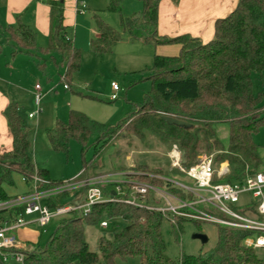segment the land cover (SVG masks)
Returning a JSON list of instances; mask_svg holds the SVG:
<instances>
[{
  "label": "trees",
  "instance_id": "trees-1",
  "mask_svg": "<svg viewBox=\"0 0 264 264\" xmlns=\"http://www.w3.org/2000/svg\"><path fill=\"white\" fill-rule=\"evenodd\" d=\"M140 1V16L126 17L121 0H108L106 8L118 16L121 32L114 31L94 14L92 20L97 35L89 41V52L100 59L112 54L115 46L123 40H140L154 48L179 45V53L172 57L153 56L148 77L150 91L144 94L141 104L134 105L133 112L117 125L106 127L81 112L69 110L65 123L56 120L45 131L48 147L67 155L69 142L75 140L83 154L90 136L96 135L92 160L88 163L83 160L82 175L87 177H91L88 174L96 168L93 164L107 145L121 136L134 137L142 143L147 135L169 149L176 146L181 154V166L185 169L193 166L200 154L213 155L214 166L224 162L228 173L219 179L213 177V184L242 183L247 176L264 171L260 170V147L253 141V136L260 129L264 130V92L254 94L252 91V78L261 80L264 76V0H238L228 16L215 21L213 39L207 43L187 35L172 39L159 36L158 6L162 0ZM44 3L50 9L48 47H37L35 33L18 24L5 31L12 47L11 56L36 57L32 59L34 65L44 72L45 61L39 54L44 51L53 54V61L58 59L57 66L64 70L61 81L66 90L82 96L69 86L79 71L81 50L65 37L63 4L60 1ZM3 116L12 147L0 155V201L8 199L2 186L12 184L13 174L20 175L24 182L35 175L39 190L58 185L50 180L46 170L34 167L30 157L31 131L21 121L14 102L5 108ZM163 117L183 121L192 128L183 130L169 126L162 121ZM217 125L227 127L225 142L216 136ZM126 171L136 174L127 175L128 179L183 196L169 183L155 178L165 177L163 169L137 165ZM102 192L105 197L114 198L107 187L102 188ZM146 203L153 204L150 196ZM58 206L54 198L48 200L49 209ZM254 206L241 212L253 216ZM102 216L119 218L125 226L114 233L111 240L100 238L98 253H94L87 247L84 227L98 223ZM163 221L159 213L122 202L97 204L85 216L69 214L61 217L45 244H26L21 251V264H116V260L131 258H136L139 264H260L256 251L243 244L252 234L223 226H217L216 244L209 251L170 258L161 232ZM185 222L201 223L175 217L174 223L170 224L174 237L181 232ZM0 264L3 263L0 261Z\"/></svg>",
  "mask_w": 264,
  "mask_h": 264
},
{
  "label": "rangeland",
  "instance_id": "rangeland-1",
  "mask_svg": "<svg viewBox=\"0 0 264 264\" xmlns=\"http://www.w3.org/2000/svg\"><path fill=\"white\" fill-rule=\"evenodd\" d=\"M121 2L123 13L126 17L140 16L142 12V3L140 0H121ZM107 4L108 0H92L88 7L111 29L116 32H121L118 16L107 10ZM78 11L80 12V10ZM82 13L84 14V18H80L79 20L78 32H80L87 23L86 16H88V12L84 11ZM90 20L94 25L92 16ZM72 36L73 34H71L70 39ZM137 42L138 40H135L133 45H136L135 43ZM9 47L10 45L8 47L0 46V77L3 78V80H12V82L19 84L18 87H24V90L33 88L35 83L41 87L43 92L48 91L50 87H55V91L47 95L48 99L42 98L40 101V109L42 111L39 116L42 124L40 125L42 126L40 132H37L35 119L29 120L27 118L28 114L34 111V109L29 113L30 109L23 106L19 111V117L25 127L31 131L30 157L32 160L31 149H33L34 143V150L36 149V158L38 159V166L36 165V167H34L36 169L46 170L50 180L58 185L67 183L79 175L83 171V160L86 163L92 160L97 136H90L83 154L81 153L82 148L78 142L75 140L70 141L67 155H64L52 151L46 144L44 138L45 126L53 122L54 118L65 123L67 121V112L69 110H76L106 127H113L129 116L134 110V105L141 104L144 94L151 89L148 77L153 58L148 62L147 58L146 60H134L130 55L132 53L128 52L129 50H120L122 47H130L124 45L123 42L115 46L112 54L106 55L100 59L95 58L88 50L86 52L81 50L80 68L78 73L72 77L69 86L82 96H89L95 98V100L74 95L70 90H63L61 79L63 78L64 70L57 66V61L52 62L49 56L42 57L45 61V69L44 72H40L32 60L36 57L31 58L24 55L23 58L15 60L14 57L11 56L12 47L11 51ZM132 48H138V46H133ZM145 49L149 50L150 48ZM149 51L151 54V50ZM132 52H137V50H133ZM138 56L137 52V57ZM13 64L14 70H11ZM25 66L30 67L31 71H33V80L28 78L27 73H25ZM11 73L12 77H10ZM23 74L26 76L24 80H22ZM112 82L119 88L115 93L116 100L114 101H110L112 95ZM252 91L254 94L264 92V76L261 80L255 77L252 78ZM71 107L72 109H70ZM215 129L218 131L216 136L221 140V137L225 134L224 130H226V126L217 125ZM253 141L260 147L261 170L264 169V130L260 129L257 134L253 136ZM168 150L169 148L159 143L154 137L148 135L142 143L134 137L121 136L113 141L112 144L103 148L98 160L93 164L96 168L88 175L95 177L107 172L130 173V171H126V169H131L137 165H145L149 169H163L165 177L185 183V179H183L182 175L177 170H169L167 167L168 162L166 156ZM198 157L213 158V155L206 156L200 154ZM222 168H224L222 163L215 165L216 170ZM33 188L34 182L32 179L24 182L20 175L13 174L12 184L3 185L2 191L7 198H15L32 192ZM248 198L249 197L246 195L240 197V202H238L236 208L240 211L245 208L246 206L243 203ZM54 199L59 203V206L62 207L69 206L73 202L74 197L72 192H67L56 195ZM39 205L40 207L47 208L48 201H40ZM3 216L6 217V215ZM23 218L24 221L29 222L35 220L36 215L24 216ZM59 219L61 218H53L50 223L42 229L36 227L34 224L24 227V230L27 232V236L25 237L29 238L27 241L33 242L34 244L37 242L41 245L45 244L55 231L56 223ZM100 222H105L107 227L101 228L99 226ZM124 226L125 223L121 219H109L104 216L101 217L98 223L85 226L84 239L89 251L98 253V240L100 238L111 240L113 234L120 231ZM170 228V223L164 219L161 232L166 243L167 255L170 258L176 259L181 254L197 255L200 252L209 251L216 244L217 225L215 224L206 222H201L199 224L185 222L181 232L177 233L176 237L173 236ZM196 235L204 237L205 241L202 242L200 239L195 238ZM256 255L262 256V252L257 250ZM4 264L18 263L13 259H9L8 262ZM116 264L139 263L136 258H131L125 261L116 260Z\"/></svg>",
  "mask_w": 264,
  "mask_h": 264
},
{
  "label": "built area",
  "instance_id": "built-area-1",
  "mask_svg": "<svg viewBox=\"0 0 264 264\" xmlns=\"http://www.w3.org/2000/svg\"><path fill=\"white\" fill-rule=\"evenodd\" d=\"M66 89V86L63 85ZM112 95L110 101L116 100L115 93L119 90L111 83ZM34 111L28 114L29 119L36 118L40 113L42 95L39 85L34 86ZM169 170H177L185 183L168 177H158L180 191L183 196H177L168 190L157 188L151 184L128 179L130 173H105L95 177L83 176L82 172L67 183L39 190L34 175L33 191L23 196L0 201V261L4 264L9 259L21 264V251L25 245L20 243L15 232L34 224L42 229L53 218H61L69 214L78 217L85 216L92 206L106 202H122L127 205L143 208L149 212L159 213L170 224L174 218H185L193 221L206 222L217 226L248 231L252 235L243 244L246 248L261 251L258 256L260 264H264V171L247 176L242 183L213 184V177L221 178L228 173L226 165L216 170L211 157H198V161L185 169L181 166V154L176 146L167 152ZM221 164V163H220ZM107 187L114 198L103 195L102 188ZM72 192L74 200L69 206H58L54 209L40 207V201H48L60 193ZM249 198L243 203L247 209L253 204L255 214L250 217L236 208L240 197ZM150 196L153 204H147ZM18 211V212H17ZM3 215H6L3 216ZM36 215V219L26 222L24 216ZM101 228L107 224L101 222Z\"/></svg>",
  "mask_w": 264,
  "mask_h": 264
},
{
  "label": "crops",
  "instance_id": "crops-1",
  "mask_svg": "<svg viewBox=\"0 0 264 264\" xmlns=\"http://www.w3.org/2000/svg\"><path fill=\"white\" fill-rule=\"evenodd\" d=\"M45 1H60L63 4V26L65 28V37L70 39L71 34H73L70 40H72L74 45L84 52L87 50L89 52V41L97 35L95 27L90 20V17L93 16L95 12L91 11V8L88 7L92 0H0V46H9L7 34L5 33L6 29L21 24L30 28L35 33L37 47L41 49L48 47L50 34V9L44 3ZM237 1L238 0H162L158 6L157 33L159 36L170 39L187 35L191 38L198 39L202 43H207L213 39L215 21L228 16L235 8ZM78 10H80V12ZM84 11L88 12V16H86L87 23L86 26L78 32L79 20L80 18H84V14L82 13ZM121 42L130 47H122L120 50H129L128 52L132 53L130 54L131 57L137 61L141 59L146 60L147 58L148 62L154 55L172 57L176 56L180 51L179 45H164L154 48L142 44L140 40H138L139 43H135L136 45H133L135 41L130 42L128 40H123ZM133 46H138V48H132ZM9 48L11 51V46ZM145 48H150L149 50H151V54L150 51ZM133 50H137L138 57L137 52H132ZM51 55L53 54H48L44 51L39 54V57L42 58L49 56L52 62H54ZM23 57V54H17L14 56V59L17 60L18 58ZM25 67V73H27L28 78L33 80V71H31L30 67ZM11 70H14V64L11 66ZM10 77H12V73L10 74ZM25 77L26 76L23 74L22 80H24ZM35 85L38 84L35 83L33 88L24 90L25 88L18 87L19 84L16 82L7 79L3 80V78L0 77V155L10 151L12 147V140L7 129L3 111L11 102H14L19 111L25 106L30 109V113L34 109ZM63 90L65 89L63 88ZM54 91L55 87H50L48 91L44 92L41 89L40 93L43 99H48L47 95ZM82 97L89 99V97L86 96ZM91 99L95 100V98ZM70 109H72V107ZM40 114L34 118L37 132H40L42 128V126H40L42 125L41 119L39 118ZM55 121L56 119L54 118L53 122L47 124L45 126L46 130L50 129ZM224 131L225 134L221 137L222 142L226 141L227 127ZM215 132L216 134L218 133L216 129ZM29 138L31 141L32 136ZM31 150L33 165L36 167V165L38 166V159L36 158L34 143L33 149ZM222 164L226 165L224 162ZM26 233L27 232L24 228H22L15 232V236L18 241L24 245L28 243L34 244L33 242L27 241L29 238L25 237L27 236Z\"/></svg>",
  "mask_w": 264,
  "mask_h": 264
},
{
  "label": "water",
  "instance_id": "water-1",
  "mask_svg": "<svg viewBox=\"0 0 264 264\" xmlns=\"http://www.w3.org/2000/svg\"><path fill=\"white\" fill-rule=\"evenodd\" d=\"M162 121L169 125V126H174V127H177V128H181L183 130H187V129H190L192 128V125L188 124V123H185L183 121H180V120H177V119H174V118H171V117H163L162 118ZM195 238H198L200 239L202 242L205 241V238L200 236V235H196Z\"/></svg>",
  "mask_w": 264,
  "mask_h": 264
}]
</instances>
